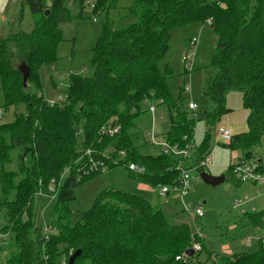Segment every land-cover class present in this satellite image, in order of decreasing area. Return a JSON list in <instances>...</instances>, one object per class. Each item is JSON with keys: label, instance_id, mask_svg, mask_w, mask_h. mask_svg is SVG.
<instances>
[{"label": "trees", "instance_id": "obj_1", "mask_svg": "<svg viewBox=\"0 0 264 264\" xmlns=\"http://www.w3.org/2000/svg\"><path fill=\"white\" fill-rule=\"evenodd\" d=\"M72 2L80 9L79 17L91 2L93 13L104 15L106 21L90 50L93 75L69 77L63 106H51L42 94L29 92L28 84L39 88L38 71L56 60L61 42L59 24L71 18L66 0H26L30 12L37 14L32 30L0 39L4 109L26 106L25 114L0 126L1 232L9 234L13 245L3 264H68L69 256L78 250L80 255L73 264H203V251L206 263H213L215 254L206 251L204 238L192 234L186 224L170 225L160 204L121 191L103 190L80 220L70 225L74 189L101 174L92 173L77 182V160L92 148L107 152L110 159H117V153L123 151L125 163L145 168L144 175L130 174L137 182L154 189L174 182L178 160L160 153H141L135 144L140 138L137 119L145 112V100L156 104L162 101L157 106L168 118L165 140L179 147L193 144L194 119L187 115V105L171 96L166 83L173 72L169 66L161 69L159 63L168 52L173 29L206 21H210L216 37L210 64L214 73L205 89L213 108L207 113L205 138L184 161V167L203 171L196 166L210 153V128L230 112L226 96L232 91L241 95L243 107L249 112L248 131L232 135L225 144L230 151L241 152L239 160L251 159L264 133V0H130L128 16L133 21L119 30L107 21L118 0ZM17 62L29 69L25 88ZM113 118L120 125L119 133L111 138L100 135L101 128ZM15 151L16 170H4ZM102 160L107 169L114 167ZM66 168L68 174L58 184ZM227 176L234 178L230 166ZM52 181L54 199L47 204L45 225L54 232L45 239L43 225L35 224L33 201L38 192L50 194ZM243 216L249 220L248 229L264 230V209ZM194 243L199 251L184 262L176 260L192 250ZM219 259L214 264H264V238L258 239L254 253Z\"/></svg>", "mask_w": 264, "mask_h": 264}, {"label": "rangeland", "instance_id": "obj_2", "mask_svg": "<svg viewBox=\"0 0 264 264\" xmlns=\"http://www.w3.org/2000/svg\"><path fill=\"white\" fill-rule=\"evenodd\" d=\"M209 2V0H205ZM49 3L50 0H47ZM130 0H118L117 7L109 12L107 21L111 23L114 30H119L122 26L133 21V18L128 15ZM66 5L70 10L71 18L67 22H61L59 29L61 31V42L56 51V60L48 65H43L38 71L39 88L28 84V91L31 93H41L45 98L51 95L47 92L51 86V82L46 80L47 75L52 76V80L56 83L55 88L58 93L53 97L54 100L48 99L49 102L57 101L59 98H65L69 77L71 75H80L82 77H91L93 75V67L91 65V53L94 42L99 37L101 28L106 19L104 15L98 16V21H92L93 13L86 5L83 8L82 16H78L79 7L72 0H66ZM0 39L7 35L21 31L29 33L32 30L34 15L30 12L24 0H0ZM197 38L195 48L190 45V41ZM216 49V37L210 26L204 25H186L175 28L170 33L169 49L164 58L159 63L161 69L164 66H169L173 72V76L167 81V87L171 96L176 101L182 100L184 106L189 102L197 105L194 112L187 110V115L194 119L193 132V150L198 148L208 130L206 124L207 113L213 108L209 103L205 89L210 78L214 73V68L210 65ZM191 72L184 75L183 58L192 53ZM197 55V56H196ZM21 63H16L20 65ZM185 81V82H184ZM184 84L190 86L188 92H182L181 88ZM0 83V126L11 124L15 121L18 115L26 113L24 104L11 106L8 110L4 109V99ZM49 93V94H48ZM58 94V96H57ZM148 101V100H147ZM62 104L58 106H63ZM149 104L156 106L155 121H159L158 116L162 117V122H157V127L164 133L168 127V118L166 113L157 104L162 101ZM53 106V105H52ZM226 108L230 112L226 113L215 126L210 129L219 127L228 128L233 135L247 133V116L248 111L243 107L241 95L232 91L226 97ZM143 112L137 119L138 131L140 138L135 141V144L140 148V152L155 156L159 153V148L148 144L146 141V131L151 126V116L147 110V104L143 105ZM109 124H118L117 119L113 118ZM120 126V125H119ZM80 142V138H78ZM143 142L146 144L143 145ZM210 150V163L202 172L210 176H224L228 166L234 164L242 157L239 150L230 151L222 140H215L211 133L208 142ZM93 152L101 153V149L92 148ZM112 152V151H111ZM17 151L11 153L12 162L4 167V170L15 171L17 167ZM255 154L264 153V139H260L259 145L255 148ZM188 162V161H187ZM141 166V165H140ZM200 171L196 169L188 170L190 188L188 194L181 200L175 195H171L164 202L161 201V210L163 211L166 220L170 225L186 224L192 234H198L204 238V243L207 252L215 255L206 263V252L200 254V261L203 264H214L220 259L216 258V254L223 258H228L232 254L247 253L251 254L257 250V236L254 230L248 229V219L243 216V212L252 214L260 212L264 209L263 187L254 186L247 183H238L236 179L227 176L223 182L216 186L204 184L200 179ZM131 173L123 166H114L106 168L100 175L79 184L74 189L75 200L69 205L70 210V225L75 224L81 218V214L89 210L94 199L103 190L113 189L115 191L133 193L130 186H135L136 180L131 176ZM144 198V197H143ZM152 203L155 196L151 194L150 198H145ZM240 202L235 206V202ZM49 199L43 197H34L33 205L35 209V224L42 223L41 213L45 220L48 209L47 204ZM155 205V203H152ZM254 206L255 209H251ZM200 207L202 217L192 216L193 211ZM42 208V209H41ZM1 219V218H0ZM263 221V220H262ZM264 223V222H263ZM233 239H228L230 235ZM249 239V243L246 240ZM2 254L0 255V264H3V258L9 256L13 250L11 241L6 240L5 244L0 247Z\"/></svg>", "mask_w": 264, "mask_h": 264}, {"label": "built area", "instance_id": "obj_3", "mask_svg": "<svg viewBox=\"0 0 264 264\" xmlns=\"http://www.w3.org/2000/svg\"><path fill=\"white\" fill-rule=\"evenodd\" d=\"M13 1H19V0H13ZM26 1V0H24ZM88 8L93 13L94 5L93 3L89 2L86 4ZM99 13H93L92 21L96 22L98 19ZM2 21V16L0 15V22ZM207 25H210V21H206ZM197 43V38H193L190 41V45L195 48ZM194 56L193 52L186 55L183 58L184 62V72L187 75V72H191V64H192V57ZM183 92H188L190 90V86L188 84H184L182 87ZM145 103L147 104V110L151 116V126L149 127V130L146 131L145 137L148 144L156 146L159 148V153L167 156H172L178 160V163L174 167V169L178 172L177 178L174 180V182L171 185H161L157 187V193L160 197H166L167 195H175L179 197L181 200L183 197H185L188 194L189 188H190V182H189V176H188V170L184 167V161L188 160L191 157V152L193 148V144H187L184 147H179L177 145H171L169 144L164 137V133L160 128L157 127V122H162V117L158 116L159 121H155V113H156V106L153 104H149L147 100H145ZM51 106L54 104H58L56 102L49 103ZM187 109L190 112L196 111V105L192 102H189L187 104ZM1 116V111H0ZM120 131V126L117 124H109L106 127L101 128L100 135L111 138L115 135H117ZM211 133L214 136L215 140H222L224 143H229L232 137V132L228 128L219 127L215 129H211ZM262 138L264 139V133L262 134ZM107 152L103 153H96L91 151L90 149L85 150L81 156L77 160L78 164V171H77V177L76 181H80L82 177L88 176L92 173H103L104 170L107 168L106 163L104 160H108L111 165L118 166L119 164L125 167L129 173L135 176L144 175L146 173L145 168L143 166H140L135 163H125V153L123 151H119L117 153V159H110L111 157L108 155ZM209 154L201 160L197 164L198 168H205L210 163ZM230 170L232 173V176L239 181L240 183H250L254 184L256 186L263 187L264 189V153L263 154H253L252 158L249 160H238L234 164L230 165ZM68 174V169L66 168L63 173L61 174L60 181L58 184H60L61 181L64 180V178ZM55 190V184L52 181L51 185L48 187V191L50 194L44 195L42 192H38L35 194L34 197H43L45 199H49L52 201L54 199L53 193ZM240 202H235V206L239 205ZM192 216L195 217H202V211L200 207L196 208L193 211ZM41 220L43 225V233L42 235L47 238L48 234L53 233L54 231L49 229L48 226H46V222L43 218V215L41 213ZM263 222H264V216H263ZM2 228V222L0 221V247L3 246L6 242V240L9 239L8 233L1 232ZM246 242L248 243L249 240L247 239ZM192 250H194V253L196 251L200 250V247L198 244L194 243L192 245ZM189 256L186 255V253H183L181 256H177L176 260L178 261H186V259ZM61 264H64L62 262Z\"/></svg>", "mask_w": 264, "mask_h": 264}, {"label": "crops", "instance_id": "obj_4", "mask_svg": "<svg viewBox=\"0 0 264 264\" xmlns=\"http://www.w3.org/2000/svg\"><path fill=\"white\" fill-rule=\"evenodd\" d=\"M97 21H98V19H97ZM96 21V22H97ZM96 22H94V23H96ZM192 25H201V26H204V25H207V24H192ZM207 26H210V25H207ZM211 29V28H210ZM95 43V42H94ZM91 50V49H90ZM197 56V55H196ZM185 73H184V75H183V79L185 80ZM53 78H52V76L50 75V73H49V76L47 75V77H46V80L47 81H50L51 82V86L49 87V90L47 89V92H51V95H49L48 97H44L43 95V98L45 99V101H47V103H54V102H56V103H59V104H62L60 101H62V102H65L66 101V99H67V95H66V97L65 98H59L57 101H53V102H49L48 101V99H50V100H54L55 99V97H53L56 93H58L57 92V90L55 89L56 87H57V85H56V83L52 80ZM185 82V81H184ZM68 84V83H67ZM183 87V86H182ZM183 91V90H182ZM39 94H41V93H39ZM49 94V93H48ZM228 95V94H227ZM57 96H58V94H57ZM227 97V96H226ZM193 103V102H192ZM195 104V103H194ZM196 105V104H195ZM196 109H197V105H196ZM193 115H194V112H193ZM194 117H195V115H194ZM233 135V134H232ZM255 151V150H254ZM254 153V152H253ZM255 154V153H254ZM240 159V158H239ZM238 159V160H239ZM225 176V175H224ZM214 177H217V176H214ZM135 180V179H134ZM224 180H225V177H224ZM135 183H137V184H135V186H130V188H131V190H133V193H129V192H124V193H128V194H130V195H136V196H139V197H141V198H143V199H145V198H150L151 197V194L152 195H154L155 196V199L154 200H152V203H158V204H160L161 205V201L162 202H164L167 198H169L171 195H167L166 197H160L159 195H158V193H157V190L156 189H154V188H151V187H149L148 185H146V184H143V183H141V182H135ZM247 184H250V183H247ZM252 185H254V184H252ZM254 186H256V185H254ZM260 187V186H259ZM259 197H264V195H261V196H259ZM43 199H45V198H43ZM146 200V199H145ZM148 201V200H147ZM42 209V208H41ZM251 209H255L254 208V206H252L251 207ZM262 210H263V208H262ZM261 210V211H262ZM247 211V210H246ZM246 211H244L243 213H245ZM263 219V218H262ZM248 222H249V220H248ZM251 230H254V229H252V228H250ZM255 231V234H256V236H257V241H258V239H263L264 238V230H254ZM197 235H199V233L197 234ZM203 235H201V236H199V237H202ZM249 240V239H248ZM250 242V241H249ZM248 242V243H249ZM247 243V242H246ZM247 243V244H248ZM2 254V252H1V249H0V255ZM233 255V254H232ZM221 257V256H220ZM217 254H216V258H220ZM215 262V261H214Z\"/></svg>", "mask_w": 264, "mask_h": 264}, {"label": "water", "instance_id": "obj_5", "mask_svg": "<svg viewBox=\"0 0 264 264\" xmlns=\"http://www.w3.org/2000/svg\"><path fill=\"white\" fill-rule=\"evenodd\" d=\"M45 15H48V11H46ZM17 70L20 72V74L22 75V86L23 88L26 87V83H27V79L29 76V69L23 64L21 63L20 65L17 66ZM224 177L225 176H219V177H214V176H210L209 174L205 173V172H201L200 173V179L201 181L206 184V185H210L212 187L216 186L217 184H219L220 182L224 181ZM186 255L189 257H192L194 255V251L193 250H187ZM80 255V251H75L73 254H71L68 258L67 263L68 264H73L74 260Z\"/></svg>", "mask_w": 264, "mask_h": 264}]
</instances>
